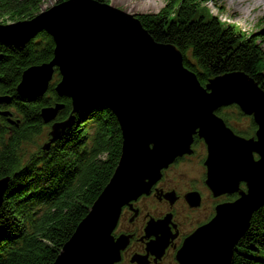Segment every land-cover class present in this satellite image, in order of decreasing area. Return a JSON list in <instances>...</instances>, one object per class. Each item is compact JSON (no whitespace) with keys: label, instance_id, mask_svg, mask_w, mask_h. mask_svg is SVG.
<instances>
[{"label":"water","instance_id":"95a60500","mask_svg":"<svg viewBox=\"0 0 264 264\" xmlns=\"http://www.w3.org/2000/svg\"><path fill=\"white\" fill-rule=\"evenodd\" d=\"M42 32L54 40V57L23 72L18 94L29 99L43 96L58 69L61 80L56 91L72 100L74 112L90 105L107 107L115 114L123 138L113 176L53 264L119 262L131 238L113 235L123 208L133 209L134 201L151 193L163 170L192 154L195 136L208 147L207 184L213 194L238 192L240 197L217 206L216 216L186 240L178 260L181 264H233L235 249L254 213L264 207L261 85L243 71L216 76L203 85L176 45L156 41L135 14L97 0H63L30 20L0 24V41L22 48ZM3 101L11 98L0 96ZM234 104L253 117L255 136L237 134L217 114ZM63 107L43 108L44 122L54 121ZM2 114L11 115L9 111ZM74 119L71 115L55 122L52 141ZM10 180L0 179V208ZM242 183L247 191L241 189ZM165 198L172 204L177 200L175 192ZM186 198L192 206L200 204L196 192ZM169 218L151 220L147 232L164 229ZM166 242L161 237L149 249H159L161 254Z\"/></svg>","mask_w":264,"mask_h":264},{"label":"trees","instance_id":"16d2710c","mask_svg":"<svg viewBox=\"0 0 264 264\" xmlns=\"http://www.w3.org/2000/svg\"><path fill=\"white\" fill-rule=\"evenodd\" d=\"M47 1L0 0V24L30 20L46 9ZM97 1L112 4V0ZM218 1L166 0L159 12L135 15L156 41L172 43L183 52L185 65L203 85L216 76L243 71L264 89V29L249 35L225 24L207 11ZM54 49L46 32L22 48L0 41V95L12 97L13 115L20 120L11 125L1 118L0 125V179L12 176L0 208V264H53L110 181L121 156L123 138L114 113L99 105L74 112L72 100L56 91L58 70L43 96L29 99L17 93L23 72L50 62ZM56 104L64 105L56 121L71 115L75 119L51 143L53 124L43 121L41 111ZM232 107L238 114L234 122L247 117ZM217 113L237 129L227 109ZM47 142L49 147L43 148ZM30 143L38 146L29 147L30 153L22 156ZM233 264H264V207L255 212Z\"/></svg>","mask_w":264,"mask_h":264},{"label":"flooded vegetation","instance_id":"af4514ba","mask_svg":"<svg viewBox=\"0 0 264 264\" xmlns=\"http://www.w3.org/2000/svg\"><path fill=\"white\" fill-rule=\"evenodd\" d=\"M199 144L206 149V154L202 161L203 177L200 182H193L190 186L181 190L174 180L167 178V172L174 166L192 158L200 147ZM193 149V155H185L178 158L174 164L163 171V177L153 186L150 195H143L134 203L133 209L129 207L124 209L120 223L115 231V236L129 235L131 239L129 245L123 251V260L119 264L128 262L130 264H180L178 262V254L186 239L196 229L207 224L214 218L219 203L230 200L228 196L216 197L207 184V167L205 166V162L208 151L205 142L198 138L193 144ZM171 192H175L177 196V201L174 204L165 198V195ZM193 192L199 194L200 204L197 206L190 205L186 198L187 194ZM224 197H226L225 200L219 201ZM151 198H155L163 210L158 213H153L139 206V203ZM207 199L211 201L210 207L206 205ZM199 212L200 215L197 218L195 213ZM127 213H130V216ZM181 213L185 214L186 217L183 218ZM168 217L170 218L167 220L164 229L147 232V227L151 220L161 221ZM127 220L129 225L123 227ZM161 237L167 241L162 255L158 253L159 249L154 251L149 249V244L159 238L161 239ZM135 257H139L140 262H133Z\"/></svg>","mask_w":264,"mask_h":264},{"label":"rangeland","instance_id":"374dc122","mask_svg":"<svg viewBox=\"0 0 264 264\" xmlns=\"http://www.w3.org/2000/svg\"><path fill=\"white\" fill-rule=\"evenodd\" d=\"M234 1L235 0H219L218 3L214 2L209 4L207 11H209V13H211V15L213 16H219L225 24L237 26L240 30L249 35L261 31V29H264V5L255 7V5L250 4L249 7H245L244 4H242L244 6L243 7L236 6ZM54 4V1L49 0L46 2L45 7L47 8ZM112 4L115 7L131 14L151 12L156 13L164 8V6L166 5V0H112ZM225 109H227L228 114L232 116V124H234L235 127L239 129H235V131H237L239 134H241L240 132H249L250 136L242 134L247 138L255 135L257 127H253L252 117L247 115L246 118H240L242 119V121H240L239 119L238 121L234 122L233 120H237L238 114L234 111L232 106L226 107ZM0 124H3V121H1V119ZM30 144H27L25 146L24 152L21 151L22 156H24L26 153H30L29 147L36 148L38 146L32 143ZM199 146L200 147L197 149L196 154L192 158L182 162L177 166H174L167 172V178L174 180L181 190L190 186V184H192L193 182H200L201 178L203 177L202 161L204 160L206 149L201 144H199ZM225 199L226 197L220 199L219 201ZM210 204L211 201L207 199L206 205L210 207ZM139 206H142L143 208H145V210H150L153 213H158L159 211L163 210L162 206L155 198L143 201L139 203ZM127 215L130 216V213H127ZM199 215L200 212L195 213V216L197 218L199 217ZM181 216L183 218L186 217V215L183 213H181ZM125 225H129L128 220L126 221V224L123 225V227H125ZM125 264L130 263L128 262Z\"/></svg>","mask_w":264,"mask_h":264},{"label":"bare ground","instance_id":"6f19581e","mask_svg":"<svg viewBox=\"0 0 264 264\" xmlns=\"http://www.w3.org/2000/svg\"><path fill=\"white\" fill-rule=\"evenodd\" d=\"M234 3L236 4V6H243L242 4H244L245 7H249L250 4H252L255 5V7H259L261 5H264V0H235Z\"/></svg>","mask_w":264,"mask_h":264}]
</instances>
